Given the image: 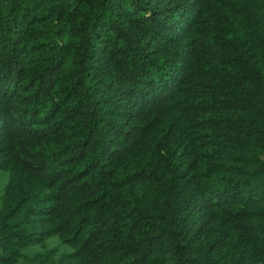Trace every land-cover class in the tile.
Listing matches in <instances>:
<instances>
[{"label": "trees", "instance_id": "trees-1", "mask_svg": "<svg viewBox=\"0 0 264 264\" xmlns=\"http://www.w3.org/2000/svg\"><path fill=\"white\" fill-rule=\"evenodd\" d=\"M2 172L0 264H264V0H0Z\"/></svg>", "mask_w": 264, "mask_h": 264}, {"label": "rangeland", "instance_id": "rangeland-1", "mask_svg": "<svg viewBox=\"0 0 264 264\" xmlns=\"http://www.w3.org/2000/svg\"><path fill=\"white\" fill-rule=\"evenodd\" d=\"M7 177H8V174L6 172H2L1 173V175H0V191L2 190V187H3L4 183L7 180ZM57 237L58 236H52V237L48 238L46 244L48 246L58 245L61 251L67 250V248L64 247L67 244L61 243L60 239H58V240L56 239ZM71 248H73V247L71 246ZM37 249H42V244H34V245H30V246H27V247L24 248V250L28 251V252H32V251L37 250ZM15 264H24V261L23 260H19Z\"/></svg>", "mask_w": 264, "mask_h": 264}, {"label": "clouds", "instance_id": "clouds-1", "mask_svg": "<svg viewBox=\"0 0 264 264\" xmlns=\"http://www.w3.org/2000/svg\"><path fill=\"white\" fill-rule=\"evenodd\" d=\"M56 239L58 240V239H59V237H57ZM64 247H65V248H67V250H68L69 252H71V251H72V248H71V246H70V245H65Z\"/></svg>", "mask_w": 264, "mask_h": 264}]
</instances>
